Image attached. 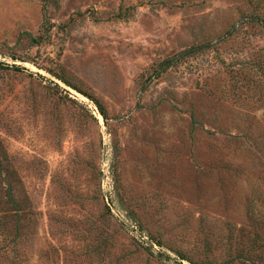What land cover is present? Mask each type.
<instances>
[{
	"label": "rangeland",
	"instance_id": "374dc122",
	"mask_svg": "<svg viewBox=\"0 0 264 264\" xmlns=\"http://www.w3.org/2000/svg\"><path fill=\"white\" fill-rule=\"evenodd\" d=\"M261 21L264 0H0V264H264Z\"/></svg>",
	"mask_w": 264,
	"mask_h": 264
},
{
	"label": "built area",
	"instance_id": "2783aa9c",
	"mask_svg": "<svg viewBox=\"0 0 264 264\" xmlns=\"http://www.w3.org/2000/svg\"><path fill=\"white\" fill-rule=\"evenodd\" d=\"M130 229H131L130 232L134 233V236L139 238V240H142L143 243L149 245V247L157 248L156 243H153L151 239H149V240H151L150 241L151 243H149V241H147L148 237L145 234H143L142 232H140L139 230H137L135 226L131 225Z\"/></svg>",
	"mask_w": 264,
	"mask_h": 264
},
{
	"label": "trees",
	"instance_id": "16d2710c",
	"mask_svg": "<svg viewBox=\"0 0 264 264\" xmlns=\"http://www.w3.org/2000/svg\"><path fill=\"white\" fill-rule=\"evenodd\" d=\"M261 26L262 27H264V22H262L261 21ZM196 48V47H195ZM58 76V75H57ZM57 78H59V79H61L63 82H65L67 85H69V86H71V87H73V85H70V83H68L67 81H64V79H62V77H57ZM74 88H76L77 89V87H74ZM80 93H82V94H84V95H86V93H84L83 91H80V89H77ZM86 96H88V95H86ZM90 98V97H89ZM96 105H97V107H98V111H99V113H100V115L103 117V119H104V121L105 122H107V115H106V112L103 110V108L101 107V105L98 103V102H96Z\"/></svg>",
	"mask_w": 264,
	"mask_h": 264
}]
</instances>
